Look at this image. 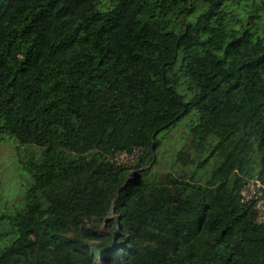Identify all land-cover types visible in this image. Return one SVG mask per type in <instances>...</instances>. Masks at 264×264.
Wrapping results in <instances>:
<instances>
[{"label":"trees","instance_id":"16d2710c","mask_svg":"<svg viewBox=\"0 0 264 264\" xmlns=\"http://www.w3.org/2000/svg\"><path fill=\"white\" fill-rule=\"evenodd\" d=\"M263 14L264 0H0V136L41 151L0 216V264H264L241 195L264 183ZM192 112L181 173L153 175V144ZM136 149L131 168L106 159Z\"/></svg>","mask_w":264,"mask_h":264},{"label":"rangeland","instance_id":"374dc122","mask_svg":"<svg viewBox=\"0 0 264 264\" xmlns=\"http://www.w3.org/2000/svg\"><path fill=\"white\" fill-rule=\"evenodd\" d=\"M245 7L239 9L240 18L248 21ZM264 26V14L261 22ZM180 92L183 91L180 89ZM195 112L185 115L177 126L159 135L161 145L155 147L157 162L153 166V175L160 177L167 173L179 174L182 166L177 163L178 152L182 149L193 150V137L190 124ZM35 146H21L16 140L0 136V216L13 206H20L31 183L28 172L23 168V161L28 154L40 155ZM135 171L131 173L134 174Z\"/></svg>","mask_w":264,"mask_h":264},{"label":"built area","instance_id":"2783aa9c","mask_svg":"<svg viewBox=\"0 0 264 264\" xmlns=\"http://www.w3.org/2000/svg\"><path fill=\"white\" fill-rule=\"evenodd\" d=\"M141 150L136 149L131 154L116 153L107 156V161L116 167H134L139 162ZM242 201L252 203L257 212V223L264 227V183L257 180H249L241 191Z\"/></svg>","mask_w":264,"mask_h":264},{"label":"water","instance_id":"95a60500","mask_svg":"<svg viewBox=\"0 0 264 264\" xmlns=\"http://www.w3.org/2000/svg\"><path fill=\"white\" fill-rule=\"evenodd\" d=\"M155 147H156V143L153 144V150H155Z\"/></svg>","mask_w":264,"mask_h":264}]
</instances>
